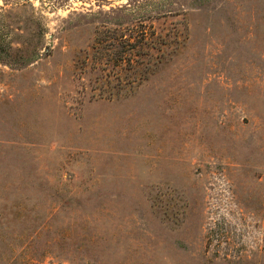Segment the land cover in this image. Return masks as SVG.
<instances>
[{
	"label": "rangeland",
	"instance_id": "374dc122",
	"mask_svg": "<svg viewBox=\"0 0 264 264\" xmlns=\"http://www.w3.org/2000/svg\"><path fill=\"white\" fill-rule=\"evenodd\" d=\"M0 264H264V0H0Z\"/></svg>",
	"mask_w": 264,
	"mask_h": 264
},
{
	"label": "trees",
	"instance_id": "16d2710c",
	"mask_svg": "<svg viewBox=\"0 0 264 264\" xmlns=\"http://www.w3.org/2000/svg\"><path fill=\"white\" fill-rule=\"evenodd\" d=\"M1 52L6 53L8 51H7L6 47L3 46V44H1V42H0V55H1Z\"/></svg>",
	"mask_w": 264,
	"mask_h": 264
}]
</instances>
